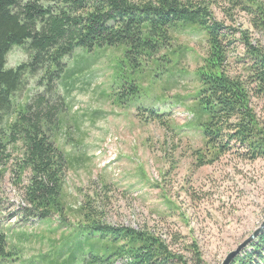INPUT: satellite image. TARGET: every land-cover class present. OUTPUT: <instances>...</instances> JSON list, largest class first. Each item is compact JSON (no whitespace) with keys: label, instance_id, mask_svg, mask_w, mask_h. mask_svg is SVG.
I'll list each match as a JSON object with an SVG mask.
<instances>
[{"label":"rangeland","instance_id":"obj_1","mask_svg":"<svg viewBox=\"0 0 264 264\" xmlns=\"http://www.w3.org/2000/svg\"><path fill=\"white\" fill-rule=\"evenodd\" d=\"M212 12L225 24L247 29L253 43L261 38L242 13L228 21L218 7ZM171 36L166 53L171 63L165 67L148 62L132 73L130 64L123 63V46L76 50L64 58L61 81L71 82L58 89L66 107L54 136L69 162L63 215L42 220L20 215L27 172L17 179L19 150L11 151L0 169V231L9 252L0 264H62L72 252L76 264H82L88 255L82 257L75 248L82 240L75 235L85 224L87 208L108 224L155 234L188 264H194V251L200 264H221L264 219V158L243 159L234 151L213 161L207 155L198 158L205 147L194 114V72L206 54L204 31L180 26ZM241 52L236 43L231 55ZM26 59L23 47L13 46L5 65L15 67ZM231 61V69H237ZM123 75L134 77L137 95H118ZM36 79L28 78L15 93L16 102L43 91ZM252 103L264 121V99ZM149 109L160 118L150 119Z\"/></svg>","mask_w":264,"mask_h":264},{"label":"trees","instance_id":"obj_2","mask_svg":"<svg viewBox=\"0 0 264 264\" xmlns=\"http://www.w3.org/2000/svg\"><path fill=\"white\" fill-rule=\"evenodd\" d=\"M214 6L228 21L236 12L245 15L261 38L253 43L247 29L217 20ZM190 25L204 31L207 45L194 72V114L205 147L198 158L207 155L213 161L229 151L243 159L264 158V121L252 103L264 99V0H0V169L18 149L17 179L27 172L20 188L23 218L63 215L62 185L69 162L54 136L66 107L58 89L71 82L61 81L64 58L76 50L123 46V63L130 64L132 73L148 62L165 67L171 63L166 54L171 32ZM236 43L242 52L232 56ZM13 46L23 47L27 59L7 68L5 57ZM231 58L238 65L235 70ZM31 76H37L36 87L43 91L16 102L15 93ZM123 77L118 95H137L134 77ZM148 111L150 119L161 116ZM84 217L75 235L82 239L75 248L82 257L88 255L82 264H188L147 230L108 224L92 208ZM194 254L193 263H202ZM8 255L6 235L0 231V258ZM76 258L72 252L62 264H76ZM231 264H264V230Z\"/></svg>","mask_w":264,"mask_h":264},{"label":"water","instance_id":"obj_3","mask_svg":"<svg viewBox=\"0 0 264 264\" xmlns=\"http://www.w3.org/2000/svg\"><path fill=\"white\" fill-rule=\"evenodd\" d=\"M264 230V219L261 223L251 232V234L245 238L241 243H239L236 248L230 251L225 258L222 260L221 264H231V262L238 256L248 245L253 242L258 235Z\"/></svg>","mask_w":264,"mask_h":264}]
</instances>
